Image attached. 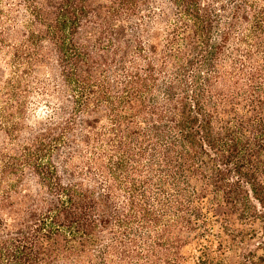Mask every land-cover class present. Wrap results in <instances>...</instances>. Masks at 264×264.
I'll use <instances>...</instances> for the list:
<instances>
[{"label": "trees", "instance_id": "1", "mask_svg": "<svg viewBox=\"0 0 264 264\" xmlns=\"http://www.w3.org/2000/svg\"><path fill=\"white\" fill-rule=\"evenodd\" d=\"M0 264H264V0H0Z\"/></svg>", "mask_w": 264, "mask_h": 264}]
</instances>
